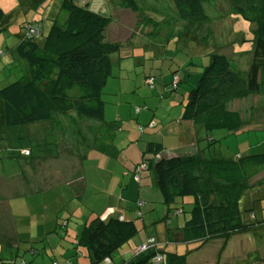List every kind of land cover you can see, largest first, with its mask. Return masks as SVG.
Here are the masks:
<instances>
[{"label":"crops","instance_id":"obj_1","mask_svg":"<svg viewBox=\"0 0 264 264\" xmlns=\"http://www.w3.org/2000/svg\"><path fill=\"white\" fill-rule=\"evenodd\" d=\"M63 1L0 0L3 12L0 22V60L7 65L14 62L23 64L25 73L26 62L16 52L23 25L39 24L44 35L50 27V20L60 13ZM167 1L135 0L138 10L133 12L114 6L110 0H84V3L76 0L79 5L111 18L105 28V35L112 24L120 27L123 25L129 32L128 39L132 40L125 42L123 38L106 35L108 41L120 43V48L110 56V75L101 94L104 101L101 119L69 111L65 114L54 113L48 120L6 127L2 122L3 104L0 101V149L5 148L8 153L0 156V163L12 160L19 168L18 172H12L11 175L0 170V264H39L35 254L40 253V245L43 250L48 245L50 257H53L49 264H90L84 245L83 228L96 215L133 220L138 228L134 236L103 260L104 264H123L149 238L155 240L153 246L156 250L186 253V264H228L234 258L238 264H251L253 251H258V260L264 261L261 240L253 233L264 227L262 212L260 221L257 215L250 212L249 218H243L254 224L227 237L206 241L188 240L182 232V225L188 217L184 205L178 209H168L156 186L151 168L142 170L138 181L133 177L135 164L149 156L145 153L149 142L161 144L160 154L163 157L196 154L203 158L232 159L259 152L252 151L254 144L248 137L250 128L233 132L223 125L209 126L203 121L185 120L182 118L184 100L181 102L182 108L156 114L145 100L147 94L140 96V93L133 91L131 95L123 88L122 67L127 65L123 60L133 56L134 46L146 43L145 39L156 32L159 21H168L166 7L173 1ZM228 2L224 0V5L231 4ZM173 13L178 16L174 3ZM141 33L145 37L143 41L135 38ZM42 42L43 36L38 39L39 44ZM114 65L118 66L117 71H114ZM195 75L196 81L198 72ZM175 76L178 78L176 88L180 90L184 77ZM169 108L173 109L172 106ZM145 125H148L146 130L139 135L135 133L137 139L134 140L131 134L135 128L140 126L142 129ZM115 130L117 135L122 134L124 138L121 137L120 142L116 140L117 143L110 146L104 137ZM244 132H247V137L242 135ZM17 138L22 140L18 141ZM35 146L43 147L44 150L41 152ZM25 151L29 153L24 155ZM259 180L263 183L255 184ZM247 183L250 187L240 197L247 190H253V193L258 191L259 208H264V201L261 202L264 199V170ZM46 192L57 197L53 209H50L47 216V204L39 201L43 205L41 220L30 218L28 225L22 228L17 220L14 221L12 200L34 195L41 198ZM29 211L30 206L27 205L26 213ZM79 213L83 215L81 231V224L72 221V217ZM62 216L66 219L59 223ZM51 233H62L63 236L56 239L58 237L54 234L55 237L51 236ZM20 248L23 254L18 259Z\"/></svg>","mask_w":264,"mask_h":264},{"label":"trees","instance_id":"obj_2","mask_svg":"<svg viewBox=\"0 0 264 264\" xmlns=\"http://www.w3.org/2000/svg\"><path fill=\"white\" fill-rule=\"evenodd\" d=\"M110 1L114 6L138 10L135 0ZM172 1L180 19L194 23L208 19L202 0ZM228 1L243 20L254 24L248 69L245 72L235 69L225 54H209L187 93L182 118L203 121L209 126L223 125L235 132L244 128V120L238 111L227 107V102L249 94H264V0ZM2 17L0 9V22ZM110 20L76 0H64L60 13L50 20L44 35L39 24H29L39 26L38 34H30L25 23L16 52L26 62L27 71L0 87L3 124L17 127L69 111L101 119L104 106L101 94L110 75V56L120 48V43L106 39L105 28ZM42 36L43 42L39 44ZM177 83L178 79L174 88ZM161 151L160 143L149 142L145 150L149 156L135 164L133 177L138 181L139 173L151 168L168 209L190 205L182 225L184 238L202 241L224 238L254 224L242 217L238 201L250 187L247 181L264 170V152L222 159L196 154L163 157ZM141 164L143 167L138 169ZM262 183L259 180L255 184ZM137 232L133 220L94 216L83 228L90 264L102 262ZM154 244L155 240L144 250L137 248L123 264H152L156 254L162 256V264H186V253L156 250Z\"/></svg>","mask_w":264,"mask_h":264},{"label":"rangeland","instance_id":"obj_3","mask_svg":"<svg viewBox=\"0 0 264 264\" xmlns=\"http://www.w3.org/2000/svg\"><path fill=\"white\" fill-rule=\"evenodd\" d=\"M81 2L84 3V0H81ZM170 3L169 7L171 8L166 7L168 21H164V23L159 21L156 25V32L145 39V44L134 46L133 56L123 60L124 64L127 65L122 67L124 77L122 82L123 88L129 91L131 95L134 93H140V96L147 94L148 98L145 100L151 105L152 110L156 111V114H163L165 110L174 111L182 108L181 102L183 100V103L185 102L188 90L197 81V79L195 81V73L200 72L202 66L207 63L209 54L213 52L225 54L235 69L245 72L248 69L249 58L252 52L251 48L253 46L248 39L253 34L254 24L243 20L231 8V4L225 6L224 0H204L203 4L208 19L195 23L174 16L173 3ZM106 35L108 37L111 36V38H123L125 42L132 41L128 39L129 32L123 25L120 27L117 24H112V28H107ZM135 38L143 41L145 37L141 33L136 35ZM1 49L4 50L3 47ZM23 67V64L18 62L7 65L0 60V87L21 76L24 73ZM113 69L117 71L118 66L114 65ZM178 72L179 74H177ZM174 75H178L180 78L184 77L180 90L173 86ZM143 79L144 83H142ZM186 86L190 87L186 89ZM133 91L135 92L133 93ZM170 106L173 109H170ZM227 107L239 111L242 117L245 118L243 126L244 128L251 129V131L248 130V137L254 144L252 151L260 152L264 150V94H249L242 98H234L227 102ZM139 127H136L135 132L131 134L134 140L137 139L135 133L139 135L146 130L148 125L141 126L142 129ZM245 134L247 132H244L242 135L245 136ZM121 137L124 138V135H117V131L115 130L109 136L105 135L104 139L111 146L117 143L116 140L120 142ZM17 140L21 141L22 139L17 138ZM257 141H259L258 144H256ZM2 146H4V143H2ZM7 154V149H0V156H6ZM14 162L12 160H4L0 163V170H4L7 175H11L12 172H18L19 168L16 166L17 163L15 162V165ZM257 192L253 193V190L251 192L247 190L246 194L240 197L239 205L241 209L249 210L246 212L242 211V217L249 218V213L251 212L253 215L258 216V221L261 220L260 212L264 214V208H259ZM56 199L57 197L49 194V192L43 194L41 198L38 195H34L13 199L12 203H14V207L12 210L14 221L17 220L21 224L20 226L24 228L28 225L30 218L41 220L40 211L43 205L40 203L47 204L48 209H46V214L48 216L50 209L54 207ZM263 201L264 199L261 200V202ZM27 205L30 206L28 214L26 213ZM252 206L253 208L255 206V208L251 209ZM184 207V210L188 211L190 205L184 204ZM60 218L63 219H60L59 223L64 218L66 219L63 216ZM72 218V221L81 224L79 227L81 231L83 215L79 213ZM253 233H255L259 241L261 240V247L264 249V227L257 229ZM53 234L58 237L56 239H60L63 236L62 233ZM53 234L51 233V236ZM54 244H58V242L56 241ZM46 246L44 250L41 249L42 245L38 246L40 247V253L37 252L35 257L38 258L39 264H49L53 259V257H50L48 245ZM22 250L20 248L18 259L22 257ZM25 253L28 254L27 252ZM259 256L258 251H253L250 256L251 264H264V261L258 260ZM97 264H104V261ZM228 264H238L237 259L234 258Z\"/></svg>","mask_w":264,"mask_h":264},{"label":"built area","instance_id":"obj_4","mask_svg":"<svg viewBox=\"0 0 264 264\" xmlns=\"http://www.w3.org/2000/svg\"><path fill=\"white\" fill-rule=\"evenodd\" d=\"M28 28H29L30 34H32V33L33 34H35V33L38 34V32H39V26L38 25H28ZM176 80H177V78L174 76L173 77L174 84L176 83ZM142 167H143V165L141 164L137 168L141 169ZM153 242H154V239L153 238H149L147 243L142 244L138 249L139 250H144V249L148 248V246L150 244H153ZM162 263H163L162 262V256L160 254H156V255H154L152 257V264H162ZM21 264H24V262H21Z\"/></svg>","mask_w":264,"mask_h":264}]
</instances>
